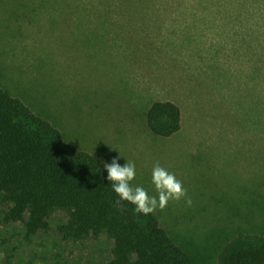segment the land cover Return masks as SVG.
<instances>
[{"label": "rangeland", "instance_id": "obj_1", "mask_svg": "<svg viewBox=\"0 0 264 264\" xmlns=\"http://www.w3.org/2000/svg\"><path fill=\"white\" fill-rule=\"evenodd\" d=\"M0 87L76 148L133 162L149 196L157 163L173 173L192 203L154 213L195 264L264 232V0H0ZM156 100L179 105V134L142 131ZM9 207L0 264H111L106 233L65 239L56 210L31 234Z\"/></svg>", "mask_w": 264, "mask_h": 264}, {"label": "trees", "instance_id": "obj_2", "mask_svg": "<svg viewBox=\"0 0 264 264\" xmlns=\"http://www.w3.org/2000/svg\"><path fill=\"white\" fill-rule=\"evenodd\" d=\"M144 118L142 131L150 137H172L183 127L182 110L172 100L152 102ZM105 164L66 142L51 122L0 87V202L10 204L5 222H23L34 234L62 210L68 215L59 227L63 238L106 233L114 240L111 264H195L155 213L136 214L128 202L114 207L119 197ZM219 264H264V232L237 234Z\"/></svg>", "mask_w": 264, "mask_h": 264}, {"label": "clouds", "instance_id": "obj_3", "mask_svg": "<svg viewBox=\"0 0 264 264\" xmlns=\"http://www.w3.org/2000/svg\"><path fill=\"white\" fill-rule=\"evenodd\" d=\"M107 180L112 182L113 191L119 197L114 207L122 208V202H128L134 206L136 214L147 216L155 211L163 210L170 201L179 202L182 199L190 206L192 201L187 189L173 173L157 163L151 174L152 184L157 196H149L143 187H133L131 182L135 179L136 168L133 162H126L123 166L114 158L110 164H105Z\"/></svg>", "mask_w": 264, "mask_h": 264}, {"label": "crops", "instance_id": "obj_4", "mask_svg": "<svg viewBox=\"0 0 264 264\" xmlns=\"http://www.w3.org/2000/svg\"><path fill=\"white\" fill-rule=\"evenodd\" d=\"M144 136H145V135H144ZM145 138H149V137H146V136H145ZM142 166H143V165H142ZM135 183H136V182H135L134 180L131 182V185H132L134 188H135V187H138V186H135Z\"/></svg>", "mask_w": 264, "mask_h": 264}]
</instances>
